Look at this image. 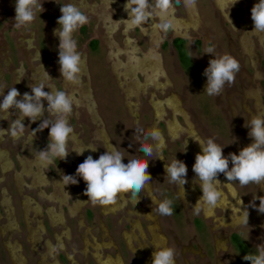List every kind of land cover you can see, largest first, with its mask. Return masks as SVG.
<instances>
[{
    "label": "rangeland",
    "instance_id": "374dc122",
    "mask_svg": "<svg viewBox=\"0 0 264 264\" xmlns=\"http://www.w3.org/2000/svg\"><path fill=\"white\" fill-rule=\"evenodd\" d=\"M101 1L40 0L44 11L40 15L37 13L36 20L28 27L14 28L15 0H0V84L4 86L5 95L7 89L12 86L21 93V96L26 92L30 94L29 87L34 84L35 72L40 73V81H45V73H47L52 78L48 82L55 89L66 91L58 70L59 40L53 34V30L57 27L56 21L61 15L60 7L72 3L89 19L86 25L74 33V39L77 42V51L81 54L86 66V74H81V81L89 85L92 106H95L98 116L94 120L88 107L75 103L76 96L72 95L74 98L73 113L68 118V122L74 132L67 144L70 152L64 159L66 162L55 160L53 164L43 167L42 171L45 176L54 179L62 175H74L75 170L72 167L84 161L83 154L78 155L81 151L83 152V148L88 150H91L90 147L98 148L92 151L94 159L107 150L106 144L125 150L124 163H127L132 155L143 158V151H137L139 144L142 142L158 144V140L137 141L133 138V128L139 126L148 129L155 124V127L162 133L161 155L164 160L156 159L154 152L148 167V172L152 177L149 183L152 184L148 187L149 191L142 189L139 194L138 203L144 212L143 215L129 212L132 207L131 193H123L125 203L115 210H103L100 205L94 206L86 201L80 211L72 215L66 206H63L65 223L70 231V241L68 242L69 239L62 236L63 247L56 249L58 263L85 264L87 260V264H96L93 258L95 249L90 245L84 248L82 243L85 231L82 220L85 226L89 227L90 234L97 239L96 241L101 242V236H103L104 242L100 248L102 256L114 259L119 257L122 264H141L142 260L138 261L132 250L138 248V243L143 244L144 239L149 241L148 228L154 220L158 233L164 238V247L175 250V264H249L243 260V257L255 252L256 245L264 243V214L249 207L247 209L249 212L248 228L243 227L237 223V209L234 210L230 205L239 200L241 211L249 202H253L258 207L259 200L253 199L256 196H264V193L254 184L241 187L238 183H229L223 174H219L217 179L221 185L222 195L217 205L209 211L202 209L200 213H194L192 207L201 197L200 184L199 181L193 184L195 177L192 165L194 162L189 157V151L183 150L185 131L182 130V133L177 136H169L167 132L166 123L172 118V114L165 102L171 96L179 99L182 114L186 115L188 123L196 134L195 143L198 140L206 141L212 138L223 147L224 156L229 153L238 154L239 150L251 143L248 136L249 129L246 126L252 117L264 116V33L254 32V26L248 23L246 15L251 16L250 10L259 0H238L233 6L232 0H228L224 9L218 8L213 0H196L197 19L182 30L177 31L172 28L166 34L156 28L158 20L153 19L157 33L156 44L153 43V46L161 58L163 72L159 77L158 86L151 83L140 91L136 89L139 84L136 78L127 79L126 82H129L131 89L134 92L139 91L137 96L132 98L136 113H131L132 106H129L130 110L126 105L127 101H125L122 87L118 84L120 80L116 81L113 76L112 64L121 62L127 65L128 59L132 57L131 52L129 54L122 52L125 42L136 46L138 54H141V51L146 52L151 46L149 38L151 34L145 32L147 24L143 26L144 29L139 27L129 30L123 22H120L128 19L126 13H123L121 18H117L113 9L110 8L107 9L108 15L102 14L98 9ZM116 1L125 2L126 0ZM173 4V19H186L183 0L179 2L173 0ZM110 28L111 36L107 38L106 30ZM245 34L247 35L246 44L243 45L241 39ZM180 37L185 39V47L189 55L190 63L187 68L181 66L173 47V40ZM93 42L96 45L92 46ZM176 42L180 43L179 40ZM112 46L114 50L110 54ZM206 46H214L213 55L229 54L240 65L235 81L230 85L226 83L222 92L217 96H208L204 91L206 77L203 72L208 67V61L214 58L204 53ZM53 48L57 51L56 55L52 53ZM138 79L143 81L140 73ZM71 90L72 88L70 92ZM153 99L163 103L165 109V113L157 121L150 102ZM44 103L47 107L46 102ZM182 114L177 115V122L186 127ZM15 118L13 114V119ZM11 120L12 117L8 118V122L0 119V129L7 128ZM23 124L29 127L25 130V137H27L31 135L29 130L36 128V123L30 124L25 118ZM44 130L46 132L44 142L40 140L38 133L30 141L37 146V151L47 146L48 129ZM101 130L105 131L104 135L99 133ZM24 143L27 144L28 141L13 140L10 136L0 138V149L7 150L12 161V166L6 171L0 168V214L4 218L5 211L1 204V195L5 192L12 199L16 219L21 229L20 236L17 233L13 236L8 234L3 236L0 232V264H12L4 247V242L9 238L20 242L22 253L18 247L15 251L23 258L22 260L26 259L28 264H39L40 255L45 252L46 248L43 245L38 246L36 253L30 248L21 208V196L13 179L14 170L20 169L19 159L23 156ZM173 156L186 164L188 182L184 188L188 189L192 186L199 197L196 202L191 197L183 198L180 195L179 186L170 183L168 177L165 176L164 165L166 162L170 163ZM145 159L148 158L145 157ZM24 181L25 184L20 192L29 197L33 204L40 205L43 210L40 217L45 229L42 242L48 241L54 244L55 237L61 235V231L59 227L54 228L50 225L45 213L50 202L43 196V194H50L52 185L49 182L31 186L29 178H24ZM77 181V185L86 188L80 178ZM72 186L74 185L66 187L70 189ZM227 186L233 189L234 195L228 192ZM177 195L179 197H176ZM165 198L173 201L171 216H162L156 210V201H162ZM223 198L226 199L224 202L227 204L222 203ZM67 203L68 206L71 204L69 200ZM55 206L58 209L59 206L57 204ZM136 221L140 223L144 237L137 235V240L128 243L124 239V232L128 231ZM101 222L105 225L108 236L103 233ZM233 233L240 235L241 242L231 238ZM89 238L90 242L93 241L90 236ZM43 244L45 245V242ZM153 251L155 250L148 254L149 264H151ZM203 255L206 257L204 258Z\"/></svg>",
    "mask_w": 264,
    "mask_h": 264
},
{
    "label": "clouds",
    "instance_id": "9594fccd",
    "mask_svg": "<svg viewBox=\"0 0 264 264\" xmlns=\"http://www.w3.org/2000/svg\"><path fill=\"white\" fill-rule=\"evenodd\" d=\"M237 2L238 0H232V6ZM195 3L196 0H184L188 8L194 7ZM42 4L40 0H15L13 27L30 26L36 20L37 13L40 15L44 11ZM125 11L128 19L120 22H123L129 30L142 27L153 19L158 20L156 28L165 34L173 28V0H154V2L153 0H126ZM250 11L254 25L253 31L264 33V0L255 3ZM60 13L56 21L57 27L53 30L54 36L59 40L60 77L64 83L79 85L82 56L77 51L74 33L86 25L89 19L72 3L61 6ZM214 52V46H206L204 49V53L214 57L208 61V67L203 72L206 77L204 91L208 96H217L222 92L226 83L232 84L240 68L239 62L231 55H213ZM150 54L155 55V52L150 50ZM51 80L52 78L45 73V81L32 84L29 87L30 94L26 92L22 96L14 86L8 88L5 95L4 86L0 84V97H2L0 119L8 122V118L12 117L7 128L0 129V138L10 136L13 140L31 141L38 132L48 129L46 148L34 152V160L44 167L53 164L55 160H64L68 156L70 151L67 144L74 132L68 122V118L73 113L74 98L63 89L57 90L46 82ZM45 88L49 91H44ZM13 114L16 116L15 119H13ZM25 118L30 124L41 121L37 128L29 130L31 135L27 137H25V130L29 127L23 124ZM246 127L249 129L248 136L251 143L239 150L238 154L229 153L224 156L223 147L212 138L197 141L202 154L195 155L192 172L195 177L193 184L199 181L201 197L192 207L194 213H200L202 209L213 208L217 205L222 195L221 185L217 179L219 174H223L229 183L235 182L241 187L254 184L260 190H264V116L252 117ZM133 130V138L137 141L150 139L155 141L162 135L157 128L145 129L137 126ZM129 146L131 147L130 144ZM90 149L96 151L98 148L90 147ZM141 150L144 153L143 158L132 155L127 163L123 162L125 150L117 149L116 146L104 150L97 159L89 155L77 166L74 175H62L61 183L64 186L75 185L78 183L76 178L79 177L86 185L83 195L88 198L87 202L94 206L111 205L121 193H131L132 199L139 201L142 189L152 184L149 183L152 177L148 172L151 157L155 152L156 159H163L158 144L142 142L137 151ZM80 154L82 151L78 155ZM164 170L169 182L178 185L183 191L184 185L188 182L186 164L173 156L170 163H165ZM257 199L259 200L258 207L253 202H249L243 211L237 209L238 225L247 227L249 207L264 214V196H256L253 200ZM156 204V210L160 215L171 216L173 214L171 199L165 198L162 201H156ZM255 249V252L246 254L243 260L249 264H264V243L256 245ZM151 264H175V250L170 247L156 248L152 253Z\"/></svg>",
    "mask_w": 264,
    "mask_h": 264
},
{
    "label": "flooded vegetation",
    "instance_id": "af4514ba",
    "mask_svg": "<svg viewBox=\"0 0 264 264\" xmlns=\"http://www.w3.org/2000/svg\"><path fill=\"white\" fill-rule=\"evenodd\" d=\"M213 1L217 5V7L220 9H224L226 4L228 3V0H213ZM116 2H115V0H102L101 6H99L98 9H100L102 14L108 15L107 9L112 8L113 11L115 12L116 17L121 18L122 13L120 16H118L117 7L121 6V4L123 2H117L118 5L116 4ZM183 3H184V0H183ZM184 7H185V11H186V17H185L186 19L175 20V18H174L173 19V29L174 30H177V31L182 30L186 26L192 24V22H194L195 19H197V17H196L197 11H196L195 6L192 8H188L184 4ZM125 13L127 14L126 11H125ZM245 15H246V13H245ZM246 18H247L246 20L248 21V23L253 25V21L251 20V16L247 14ZM143 26H142V28L144 29ZM145 29H146L145 32L151 34L149 36L150 41H151V44H150L151 46L149 47V49L146 52L141 51V54H138V53H136V51H138V48L136 46H131L130 43L125 42L124 47L122 49L123 51L121 50V48H118V50H121L122 52H126L127 54H129L131 52L132 57L128 59L127 65L122 64L121 62L117 63V65H116V63L113 62V64L115 65V67L113 69V64H112V70H113V74H114L113 76L116 79V81L120 80V82H118V84H119V86L122 87L121 89L123 91L125 101H127L126 105H127L128 109H130L129 106H132L133 110L130 111L131 113H136V110L133 106L134 101L132 98L137 96L138 92L140 90H142L143 87H146L148 84L152 83L153 85L158 86L160 84L159 77H160V75H162V72H163L162 66L160 63L161 58H160L159 54L157 52H155V49L153 46V43L156 44L155 37H157V33L155 31L153 20H150L147 23V27H145ZM106 36H107V38H109L111 36V28L106 30ZM246 36L247 35L245 34V36L241 39V42L243 45L246 44L245 43L246 42ZM176 40H182L184 43V47H185V45H186L185 39H183L181 37L175 38L173 40V47H174ZM195 43H197V41H195ZM94 44H95V42L92 43V46ZM246 47H247V45H246ZM174 49H175V47H174ZM113 50L114 49L112 46V48H110L109 53L112 54ZM150 50L154 51L155 55L150 54ZM185 50H186V47H185ZM52 53H53V55H56V53H57L56 49L53 48ZM134 53L137 57L134 56ZM156 55H158V56H156ZM187 55H188V53H187ZM177 57H178V55H177ZM178 60H179V58H178ZM125 63H126V61H125ZM189 63H190V60H189V55H188V65H189ZM123 65H125V66H123ZM187 67H184V68H187ZM129 69H131V70L129 71ZM155 69H157V70H155ZM139 73L142 75L143 81H140L138 79ZM81 74H86V66H85V62L83 59H82L81 65H80V73H79L80 83H79V85H71V84H67V83L65 84L63 81H62V83H63L64 88L66 89V92L70 96H72V95H73V97L76 96L75 103L80 104V102H81V104L86 105L89 109L91 116L94 118V120H96L98 115L95 111V108H94L95 106H92V100L90 98L91 93H90L89 87H88L89 85L87 83H83L81 81ZM17 76H18V73H17ZM33 77H34V79H33L34 84L37 82H40V80H39L41 78L40 73L35 72ZM129 77L130 78L133 77L134 79L136 78L139 81L138 87L136 88L139 91L134 92L131 89L129 82H126L127 79H129ZM46 82L49 83L48 81H46ZM70 88H72L71 92H70ZM83 89H84V91H81ZM46 90L49 91V89H46ZM21 92H22V90H21ZM81 92H84L87 98L84 96V94H81ZM150 102L152 104L151 106L153 109V113H154V116L156 117V121H157V119L162 117L163 113H165V109L163 106L164 104L161 103L157 99H153ZM165 104L170 108V111L172 114V118L169 119L166 123V125H167L166 128H167V132H168L169 136L170 135L177 136V135L182 133V130L185 131L184 143L186 142V148L184 147V150L186 149L187 151H189V153H190L189 157H191L192 161L195 162V155L197 153H201V147L198 145V143L194 142V139L197 138L196 134L194 133L191 125L188 123V119H187L186 115L182 114L179 99L177 97L171 96L169 99L166 100ZM180 113L184 116V122L187 125L186 127L181 126L177 122V115H179ZM42 119H43V117L41 118V120ZM40 122L41 121L36 122V128L38 127ZM173 123L175 124V126H172ZM149 128H156L155 124L151 125ZM99 133H101V135L102 134L104 135L105 131L101 130V131H99ZM38 136H39L40 140L42 142H44V138L46 137L45 130H43L42 132H38ZM162 143H163V139L160 136L158 139V144L160 145V155H161ZM106 146H107V149L112 147V146H108L107 144H106ZM22 150H23V156L19 159L20 169L18 171L14 170L13 179H14L15 186L18 189V192L21 196V208H22V212H23V216H24V220H25V225H26L27 232H28V241L30 243V248L32 249V251H34L36 253L38 246L43 245L46 247L45 252L40 255L41 259L39 260V264H59L57 259H56V249H57V247H60V246L63 247L62 246V236L67 237L69 239L68 242L70 241V231H69V229L65 223L63 206H66L68 212L72 215H75L78 211H80V208L82 207V205H84L85 202L88 200V198L85 195H83L85 188L81 185L75 184L74 186L70 187V189H68L66 186H64L61 183V177L60 176L58 178H54V179L49 177V176H45L43 174V171H42V168L44 166H41L37 161L34 160V152L37 151V146L33 142L28 141L27 144L24 143V145L22 146ZM82 150H83V152H82L83 159H85L89 155L92 156V150H88L87 148H83ZM160 160L163 161V159H160ZM63 161L66 162V160H63ZM78 165L79 164L76 163L72 167V169L75 170L74 174L76 172V168ZM11 166H12V161L9 157L7 150L0 149V168H1V170L6 171ZM33 168L35 170H32ZM24 178H29V182L31 183V186H37V185H41V184H45V183H49V182L52 185V190H51L50 194H46V195L43 194V196L47 199L48 202H50V206L45 209V213H46V216H47V219H48L50 225L54 228L59 227V229L61 231V235L58 236L56 234L57 236L55 237L54 244H51L48 241L42 242V236L45 233V229H44V226H43V223H42V220L40 217L42 216L43 210L40 207V205L33 204L31 199H29V197L24 196V194L20 192V191H22L23 185L25 184ZM78 178L79 177H77L76 179H78ZM145 189L148 190V187L146 186ZM227 189H228L229 193L234 195L233 189L230 186H227ZM179 190L181 192V193L180 192L179 193L183 198L184 197H186V198L191 197L194 199L195 202L199 199L196 192L192 189V186H189L188 189L183 188V191L179 187ZM261 192L264 193V190H261ZM176 197H179V196L177 195ZM177 199L180 200L179 198H177ZM68 200H69V202H71V204L69 206L67 203ZM225 200L226 199L223 198L222 203L227 204V202H224ZM234 200H235V198H234ZM130 201H131L132 207L129 210V212L131 214L133 213L135 215H141L142 213H144L142 211L138 201H136L135 199H132ZM124 203H125L124 194L121 193V194H118L115 203H113L111 205H107V206H101V208L103 210H111V209L115 210V209L121 207ZM1 204L3 205L2 207L4 208V211H5L4 218L0 214V232H1V235L5 236L8 234L9 236H13L14 234L17 233V235L20 236L21 235V229H20L18 221L16 219V213H15V209H14V206L12 203V199L5 192H2ZM56 204L59 206L58 209H56V206H55ZM230 206L232 208H234V210L240 209L239 208V206H240L239 200H236L233 203V205H230ZM209 210H210V208H206V211H209ZM198 220H199V218H198ZM202 221H204V220H202ZM81 223L84 225V228H85V231L83 234V242H82L83 246H84V248H86L90 245V246H92V248L95 249L93 258H94L96 264H122L119 257L114 259V258L109 257V256H102L100 254V248L104 242L103 236H101V242L96 241L97 239H95L90 234L89 227L85 226V224L82 220H81ZM11 224H13V227H11ZM83 225H81V226H83ZM102 225H103V229H104L103 233H105V235L108 236L107 232H106L105 225L103 223H102ZM194 225H195V222H194ZM156 227L157 226L153 220L152 224L148 228V231L150 234L149 241L144 239L143 244L138 243V248L132 250L134 257L138 261L142 260L141 264H149L150 258L148 256V254L151 253L152 250H156V248L164 247V243H165L164 238L162 237V235H160L158 233V230ZM88 235L91 237V239H93V241H91V242L89 241L90 238ZM137 235H142L144 237V232L142 231L141 225H140V223H138V221L133 223L128 231L124 232V239L126 240V242L129 243L130 241L132 242V240H137V238H136ZM231 238H233V240H235V241L241 240L240 235L234 234V233L231 235ZM44 242H45V245L43 244ZM147 242H148V244H147ZM4 247H5L8 255L11 259L12 264H28L26 259L22 260L23 258L18 253H16V251H15L18 247V250L22 253V246L17 239L9 238V240L4 242ZM203 257L205 258L206 255H203ZM73 264H77V263H73ZM85 264H87V260H86Z\"/></svg>",
    "mask_w": 264,
    "mask_h": 264
},
{
    "label": "trees",
    "instance_id": "16d2710c",
    "mask_svg": "<svg viewBox=\"0 0 264 264\" xmlns=\"http://www.w3.org/2000/svg\"><path fill=\"white\" fill-rule=\"evenodd\" d=\"M177 42H175L174 47L176 49L179 61L183 67H187L188 66V55H187V52L185 50L184 43L182 40H179V42H180L179 44H177Z\"/></svg>",
    "mask_w": 264,
    "mask_h": 264
},
{
    "label": "bare ground",
    "instance_id": "6f19581e",
    "mask_svg": "<svg viewBox=\"0 0 264 264\" xmlns=\"http://www.w3.org/2000/svg\"><path fill=\"white\" fill-rule=\"evenodd\" d=\"M115 2H116V0H115ZM116 4H117V2H116ZM125 4H126V2H123L122 4H121V6H118L117 7V14H118V16H120L121 15V13L123 14V13H125ZM118 5V4H117ZM134 56L136 57V55H135V53H134ZM116 65H117V63H116ZM114 67H115V65L113 64V69H114ZM131 69H129V71H130ZM66 84V83H65ZM46 92H47V90H45ZM81 91H84V89L83 90H81ZM81 94H84V96L86 97V95H85V93L84 92H81ZM87 98V97H86ZM80 101V100H79ZM81 103V102H80ZM172 126H175V124L173 123L172 124ZM28 155V154H27ZM8 224V223H7ZM10 225V224H9ZM7 226V225H6ZM11 227H13V224H11ZM9 228V227H8Z\"/></svg>",
    "mask_w": 264,
    "mask_h": 264
}]
</instances>
